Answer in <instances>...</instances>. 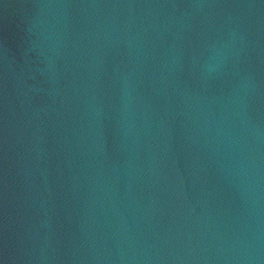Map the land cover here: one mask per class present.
Segmentation results:
<instances>
[{
  "label": "water",
  "instance_id": "obj_1",
  "mask_svg": "<svg viewBox=\"0 0 264 264\" xmlns=\"http://www.w3.org/2000/svg\"><path fill=\"white\" fill-rule=\"evenodd\" d=\"M0 264H264V114L0 122Z\"/></svg>",
  "mask_w": 264,
  "mask_h": 264
}]
</instances>
